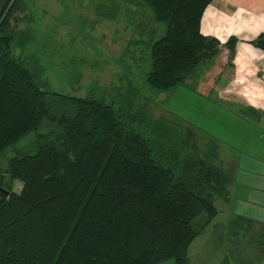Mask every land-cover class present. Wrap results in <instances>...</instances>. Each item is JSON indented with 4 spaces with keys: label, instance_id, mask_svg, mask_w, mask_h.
<instances>
[{
    "label": "trees",
    "instance_id": "1",
    "mask_svg": "<svg viewBox=\"0 0 264 264\" xmlns=\"http://www.w3.org/2000/svg\"><path fill=\"white\" fill-rule=\"evenodd\" d=\"M210 1L106 0L97 7L140 19L145 82L161 92L197 79L219 52L218 40L199 31ZM24 9L20 0L0 5V157L31 137L0 168L8 191L0 192V264H188L190 243L217 213L215 200L228 196L230 175L215 161V144L199 152L193 129L153 118L132 84L118 86L116 108L90 94L44 89L38 70L10 49L31 38ZM234 41L223 44L230 54ZM250 42L264 46L261 36ZM254 224L234 216L228 228L251 232ZM257 224L264 251V222Z\"/></svg>",
    "mask_w": 264,
    "mask_h": 264
},
{
    "label": "rangeland",
    "instance_id": "2",
    "mask_svg": "<svg viewBox=\"0 0 264 264\" xmlns=\"http://www.w3.org/2000/svg\"><path fill=\"white\" fill-rule=\"evenodd\" d=\"M20 1L25 14L31 19V38L21 46L12 43L11 53L19 56L26 67L38 70L44 89L77 97L90 94L116 108L117 104H122L121 96L117 95L118 86L132 84L137 90L138 101L146 102L153 118L163 117L173 122L195 125L199 152L206 149L208 141L214 140L218 144L219 157L225 156L229 164L233 160L240 161V152L249 156H263L261 152L264 153V148H252L254 139L244 136L235 138V128H230L226 133L219 132L231 119L205 103L207 97L215 99L216 96L205 98L198 89L197 79L186 80L185 85L161 92L147 85L145 75L149 62L144 44L146 34L144 30L139 31L140 19L134 18L135 14L131 15L129 10L122 8L115 14L107 8L99 11L98 4H104L106 0ZM130 9L133 10V7ZM18 15L22 17V13ZM21 25L23 23L19 22L18 26ZM206 66L203 65L201 71ZM223 121L225 124H222ZM130 127L138 129L143 135L148 134V129L141 123H131ZM30 139L27 136L5 150L0 157L2 170L5 159L13 154V149ZM255 147H264V138ZM229 164L220 163L223 167ZM248 164L251 163L248 161ZM227 171L231 180L230 169ZM19 186L20 182L14 179L12 191L17 193ZM236 202L233 206L232 197L230 200H215L216 216L190 243L188 264H264V251L254 235L261 224H254L251 232H239L241 234L227 230L230 228H227L224 209L230 206L236 209ZM171 262L168 260L162 264Z\"/></svg>",
    "mask_w": 264,
    "mask_h": 264
},
{
    "label": "crops",
    "instance_id": "3",
    "mask_svg": "<svg viewBox=\"0 0 264 264\" xmlns=\"http://www.w3.org/2000/svg\"><path fill=\"white\" fill-rule=\"evenodd\" d=\"M199 31L216 38L221 44L217 55L207 63L196 81L205 98L216 96L215 99L207 97L205 103L231 119L230 125L222 126L219 132L226 133L233 127L235 138L254 139L252 148L262 150L264 147L255 146L264 138V46L253 45L250 41L261 36L264 44V0H212L202 12ZM229 37L235 38L231 54L223 45ZM188 126L193 129L196 140L195 125L188 122ZM208 142L215 144V161L229 164L225 156L219 157L218 144L214 140ZM261 154L263 156L257 154L254 157L240 152V161L221 165L225 170L230 169L232 174L227 199L233 198V206L237 201L236 209L233 206L224 209L227 222L234 216L264 222L263 151Z\"/></svg>",
    "mask_w": 264,
    "mask_h": 264
},
{
    "label": "water",
    "instance_id": "4",
    "mask_svg": "<svg viewBox=\"0 0 264 264\" xmlns=\"http://www.w3.org/2000/svg\"><path fill=\"white\" fill-rule=\"evenodd\" d=\"M0 192L4 195V196H7L8 194V191L5 190L4 188L0 187Z\"/></svg>",
    "mask_w": 264,
    "mask_h": 264
}]
</instances>
